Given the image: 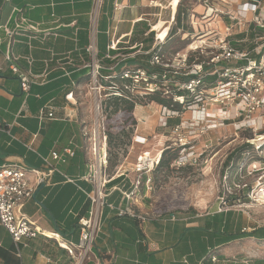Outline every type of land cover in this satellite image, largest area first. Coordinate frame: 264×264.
Instances as JSON below:
<instances>
[{
	"label": "crops",
	"instance_id": "0c3cea01",
	"mask_svg": "<svg viewBox=\"0 0 264 264\" xmlns=\"http://www.w3.org/2000/svg\"><path fill=\"white\" fill-rule=\"evenodd\" d=\"M120 1L122 12L115 10L116 0H103L94 21V0H0V168L46 171L42 157L49 158L58 171L26 203L24 214L47 236L60 234L73 244L79 240V218L90 209L85 192L94 187L86 179L95 164L91 131L79 103V91L86 88L91 72L86 66L92 60L89 48L93 47L104 68L110 66L106 60L116 58L112 70L118 64H126L124 69L136 66L132 61L144 53V44L141 40L131 43L133 33L142 21L152 27L160 10L156 3L164 6L162 0ZM181 3L175 9L169 4L164 8L177 10ZM216 3L195 0L190 4L184 14L194 32L188 35L208 40L224 33L227 20L221 15L202 19ZM31 25L37 31L31 30ZM112 43L116 50L109 49ZM126 50L134 52L125 54ZM7 52L19 68L35 77L28 95L5 61ZM70 93L73 96L67 99ZM66 148H72L76 155L66 163L53 162L52 152L63 153ZM123 171L116 167L109 175L106 169L110 180L107 199L124 206L127 202L122 191L132 189L135 175L122 176ZM148 195L133 206L141 219L103 209L101 231L89 264H206L209 247L231 243L230 235L215 236L214 228L227 226L217 219L221 211L211 219L158 213L147 205ZM57 260L68 263L55 240L39 236L16 244L0 225V264H53Z\"/></svg>",
	"mask_w": 264,
	"mask_h": 264
},
{
	"label": "built area",
	"instance_id": "2783aa9c",
	"mask_svg": "<svg viewBox=\"0 0 264 264\" xmlns=\"http://www.w3.org/2000/svg\"><path fill=\"white\" fill-rule=\"evenodd\" d=\"M102 1L94 0V21ZM212 1L214 0H203L207 5ZM215 1L217 3L208 7L202 19L206 20L211 16L221 15L227 20V26H225L223 34H217L208 40L199 39L201 45H197L198 49H193V52L201 50L203 55L205 53L203 44H206L207 41L211 44L209 47L211 55L205 57V60L189 64L188 59L185 58L177 65L165 62L163 47L166 44L171 24H177L174 18L175 10L172 8L170 10L171 20L164 31V37H160V40H157L151 50L147 52L153 55L150 61L151 70L137 68L123 73V78L130 81L124 85V89L129 93L132 92L133 96L135 92L138 94L141 91L146 95L156 93H160L162 96L171 95L170 105L160 106L159 123L162 128L166 129L170 120H180V124L172 128V135L176 137L182 148L181 151H183L175 161L179 167L195 165L198 162L194 152L187 151L186 153L189 142L183 134L196 127L206 129L208 121L213 115L212 111L218 109L230 113L237 121L236 129H262L263 131L256 134V139L252 140H254L253 142H263L256 150H261L264 146V35H254L252 49L237 47L234 40L230 39L234 31L247 35L250 30L255 31L258 28L264 30V0ZM159 8L164 9L163 6H159ZM123 9L122 2L116 0L115 10L122 12ZM185 15L183 13V17ZM29 27L31 30L37 31L36 26ZM109 49L116 50V44L112 43ZM89 50L92 52V60L86 66L91 69V89L97 98L98 95L101 97L105 90L99 80L103 66L93 47H90ZM107 57L110 58V56ZM5 61L11 73L19 79L22 92L28 95L31 85L35 82V77L19 68L14 63L10 52L6 53ZM111 88L115 89V87ZM184 90L187 92L186 96L179 95L178 92ZM109 95L121 96V92L118 90ZM72 96L73 94L70 93L66 98L70 99ZM179 106L180 109L177 108ZM187 112L191 113V117L186 119ZM52 116L50 113L49 117ZM90 139L95 164L91 167L92 171L86 179L94 187L91 191L85 192L90 201V209L87 215L79 218V240L75 244L64 241L60 234H54L53 238L47 236L36 226L35 222L24 214L26 203L34 197L38 188L47 182L52 173L58 171L49 158L42 157L48 166L46 171L26 167L0 168V225L6 229L16 244L42 236L56 241L57 246L67 256V264H89L92 262L96 238L101 231V219L105 207L115 211L120 217L129 215L141 219L135 213L133 206L142 201L146 194L154 191V172L160 164L163 151L166 150L165 145L159 142L155 145L149 136L136 133L133 145L148 148L137 155L132 166L131 170L135 179L131 190L122 191L123 199L127 202L123 206L110 203L107 199L109 197L107 186L110 181L106 175L108 136L106 133L102 135L98 129L97 132L94 129ZM249 144L254 146L252 143ZM75 155L76 152L72 148H66L63 153L52 152L50 157L53 162L66 163L67 158ZM126 174H128L127 170L123 171L122 176H126ZM68 180L72 182L71 179ZM209 258L213 263L219 261V257L216 255H210ZM228 263L237 264L236 261ZM243 263L251 264L247 260H244ZM53 264L65 263L57 260Z\"/></svg>",
	"mask_w": 264,
	"mask_h": 264
},
{
	"label": "rangeland",
	"instance_id": "374dc122",
	"mask_svg": "<svg viewBox=\"0 0 264 264\" xmlns=\"http://www.w3.org/2000/svg\"><path fill=\"white\" fill-rule=\"evenodd\" d=\"M162 1L164 6L170 2V0ZM179 1L181 0H171V6L175 9L180 3ZM193 1L195 0H186L183 2V6L181 3L175 10L177 24H171L166 44L163 47L166 63L177 65L187 58L189 64H192L205 60V57L211 55L209 41L203 44L205 52L203 55L201 50L193 52V49H198L197 45H201L199 39L203 38L201 35H194L196 38L194 40L192 34L188 35L194 31L191 23L187 24V16L183 17V13H187V9ZM156 5L160 6L159 3ZM159 9L153 26H150L154 30L153 42L164 37V31L169 26L170 9ZM179 15L181 24L178 21ZM257 34L264 35V30L259 28L255 31L250 30L247 35L234 31L230 39L234 40L237 47L252 49L254 35ZM152 46L153 43L144 44L143 55L145 51H150ZM144 63H146V59L142 58L141 64ZM134 69L137 68L130 70ZM108 72L112 73L113 71L109 70ZM99 80L100 82L104 80L101 84L105 87L101 97L98 95L96 98L91 89V75L87 80L86 88L79 91L81 93L80 113L88 120L87 124L91 134L94 129L96 131L98 129L102 135L106 133L107 136L109 133L117 134L121 128L125 129L124 133L121 132L119 137L114 138L112 144H110L108 136L107 173L109 175L116 167L120 166L128 173L132 172L131 169L137 155L148 148L133 145L136 133L149 136L155 145L159 142L165 145L166 149H177L179 155L183 152L176 137L170 132L171 130L160 126L161 107L151 103L143 91L138 94L135 92L134 95L138 105L133 112L132 118H135L133 125L127 114L121 112L117 115L111 114L113 107L109 106V99L112 96L109 94L118 91L122 85H115L113 86L115 89H113L105 86L110 85L109 77L105 76L104 79ZM170 96L163 97L170 101ZM218 110L212 111L213 115H211L206 129L196 127L183 134L189 142L186 153L187 151L194 152L195 157L198 158L197 164L179 167L175 164V160L169 166L156 170L154 172V191L148 195L150 198L147 197L146 203L151 210L158 213L201 215L203 218L210 217L209 219L215 212L221 211L217 219L226 222L227 226L223 229L214 228L215 236L219 233H222L221 236H225L223 234L230 235L231 243L220 248L209 247L206 264H230L228 263L230 261L244 264V260L250 261L251 264H264V149L256 150L263 142H253L254 140H252L256 134L263 130L236 129L237 121L230 113ZM190 117L191 113L187 112L185 118ZM163 136L168 141L165 144ZM248 141L254 145L251 154L243 156V159L232 164L231 168L228 167L231 166V164L228 166L226 164L228 157ZM172 152L175 154L174 151ZM170 156L169 154L168 157ZM210 255L218 256V263H213L209 258Z\"/></svg>",
	"mask_w": 264,
	"mask_h": 264
},
{
	"label": "trees",
	"instance_id": "16d2710c",
	"mask_svg": "<svg viewBox=\"0 0 264 264\" xmlns=\"http://www.w3.org/2000/svg\"><path fill=\"white\" fill-rule=\"evenodd\" d=\"M179 24H181V19H180V15H179ZM154 30L151 29V27L149 26V24L147 22L142 21L140 23V27H137V29L134 31L133 36L131 38V43L141 40L142 44H146L149 45L150 43H153V38H154ZM144 48V47H143ZM134 50H126L124 51L125 54H130L133 53ZM149 51H145V54L139 56L136 58V60L132 61L133 63H136V66L131 67L132 68H142V69H148L151 70V65H150V61L153 57V55L151 53H146ZM115 53V52H113ZM143 56V57H142ZM142 58L146 59V63L141 64ZM118 58L114 59V60H106L107 64L110 66H107V68H104L101 70V74H100V79H104L105 76L109 77L110 80V85H105L108 87H113L115 85H122V88H118V90L121 92V96H112L109 99V106H112V115H117L119 112H121L122 114H127L131 120H132V124H135V118L133 119L132 116L133 112L135 110V107L138 105V102L136 101L135 96H133L131 93L125 91L124 89V85L129 83L130 81L126 80L123 78V73L128 69H124V67L126 66V64L122 65V64H118V66L114 67V71L112 73H109L108 70L109 68H111V66L115 63V61ZM105 70V71H103ZM103 73V74H102ZM89 79V77H88ZM104 80H101V82H103ZM179 95L181 96H186L187 92L184 91H179L178 92ZM147 98L149 99V101L151 103H155L158 106H169L170 105V101H168L165 97H163L160 93H156V94H150V95H146ZM178 109H180V106L177 107ZM131 124V125H132ZM180 124V120L179 119H173L170 120L168 123V128L166 129H170L171 133H172V128L176 125ZM124 128L119 129V132L117 134H113V133H109V139H110V144L113 143L114 138L115 137H119L120 133H124ZM119 134V135H118ZM164 138V136H163ZM164 144L167 143L168 141H166V138H164ZM254 147L252 145H250L249 143L244 144L243 146L239 147L238 149H236L227 159V166L231 164V166L228 167H232V164L234 165L235 162L241 161L243 159V156H249L251 154V149H253ZM264 149V146L261 148V151ZM175 152V154H173V152ZM171 155L170 157H168V155ZM179 157V151L177 149H173V148H167L166 150L163 151L162 155H161V161L160 164L157 168V170L165 167V166H169L171 164V162H174L175 160H177V158ZM170 161V162H169ZM208 259H206L204 262H207Z\"/></svg>",
	"mask_w": 264,
	"mask_h": 264
},
{
	"label": "bare ground",
	"instance_id": "6f19581e",
	"mask_svg": "<svg viewBox=\"0 0 264 264\" xmlns=\"http://www.w3.org/2000/svg\"><path fill=\"white\" fill-rule=\"evenodd\" d=\"M96 132H97V131H96ZM49 236L52 237V238L55 237L54 234H49Z\"/></svg>",
	"mask_w": 264,
	"mask_h": 264
},
{
	"label": "water",
	"instance_id": "95a60500",
	"mask_svg": "<svg viewBox=\"0 0 264 264\" xmlns=\"http://www.w3.org/2000/svg\"><path fill=\"white\" fill-rule=\"evenodd\" d=\"M43 186V185H42Z\"/></svg>",
	"mask_w": 264,
	"mask_h": 264
}]
</instances>
